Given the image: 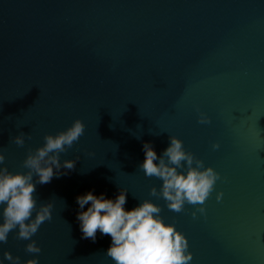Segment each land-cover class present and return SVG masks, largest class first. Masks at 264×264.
I'll return each mask as SVG.
<instances>
[{
	"label": "water",
	"instance_id": "water-1",
	"mask_svg": "<svg viewBox=\"0 0 264 264\" xmlns=\"http://www.w3.org/2000/svg\"><path fill=\"white\" fill-rule=\"evenodd\" d=\"M76 118L83 134L60 159H79L35 187L38 205L53 204L29 238L41 250L27 252L12 229L4 264L5 250L20 264H115L108 234L82 238L75 197L119 188L126 208L161 206L187 237L188 264H264V0H0L3 163L25 171L45 133ZM170 135L219 173L196 216L199 204L175 211L151 195L162 181L138 166L144 141L159 155Z\"/></svg>",
	"mask_w": 264,
	"mask_h": 264
},
{
	"label": "clouds",
	"instance_id": "clouds-1",
	"mask_svg": "<svg viewBox=\"0 0 264 264\" xmlns=\"http://www.w3.org/2000/svg\"><path fill=\"white\" fill-rule=\"evenodd\" d=\"M198 122L208 123L210 117L200 112ZM85 125L76 118L66 128L53 133H45L43 144L26 154L23 165L25 171H10L3 163L4 151L0 150V242L8 238V233L16 229L18 238L28 240L25 249L39 253L40 246L29 239L40 224L51 219L53 204L51 200L37 204L34 195L37 183H47L51 178L67 174L75 159H60V153L79 139ZM16 145L25 143V134L13 136ZM169 143L158 155L150 141L142 143L144 159L139 163L146 176H156L162 183L159 190L150 189L151 195L164 198L167 207L180 211L185 202L199 204L192 212L203 213V202L213 189L219 173L191 151L185 150L183 141L176 135L169 136ZM218 148L219 143L213 142ZM35 175V179L33 178ZM127 189L119 188L114 197L104 192L99 194L88 190L78 194L76 219L82 238L96 239L97 230L101 235L108 234L110 243L106 254L115 264H188L192 252L188 250L187 237L174 223L166 222L160 214L161 206L151 199H143L131 208H126ZM222 192H217V200ZM85 205L87 207L85 208ZM34 213V214H33ZM4 259L11 264H20V257L5 250ZM4 264V260H0ZM23 264H38V257L32 256Z\"/></svg>",
	"mask_w": 264,
	"mask_h": 264
}]
</instances>
